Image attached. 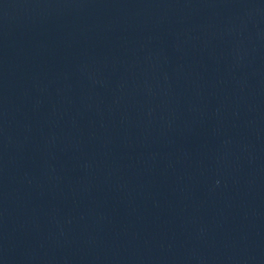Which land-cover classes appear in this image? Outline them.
Segmentation results:
<instances>
[{"label":"water","instance_id":"water-1","mask_svg":"<svg viewBox=\"0 0 264 264\" xmlns=\"http://www.w3.org/2000/svg\"><path fill=\"white\" fill-rule=\"evenodd\" d=\"M0 264H264V0H0Z\"/></svg>","mask_w":264,"mask_h":264}]
</instances>
